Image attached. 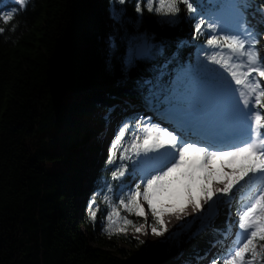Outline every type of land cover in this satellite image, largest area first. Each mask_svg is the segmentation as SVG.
Listing matches in <instances>:
<instances>
[{
  "label": "trees",
  "instance_id": "16d2710c",
  "mask_svg": "<svg viewBox=\"0 0 264 264\" xmlns=\"http://www.w3.org/2000/svg\"><path fill=\"white\" fill-rule=\"evenodd\" d=\"M137 2L31 0L10 24L0 22V264H211L210 246L219 240L223 251L229 206L240 201L239 192L199 237L191 238L194 228L181 237L180 260L173 245H152L136 256L103 233L102 197L111 183L115 202L119 182L107 163L115 137L101 139L107 117L134 127L150 101L164 105L156 96L165 100L174 86L168 75L193 68L204 43L193 39L196 21L184 5L168 24L144 2L137 13ZM0 6L18 7L12 0ZM114 8L123 10L119 23ZM145 42L151 54L131 59ZM96 193L93 222L88 208Z\"/></svg>",
  "mask_w": 264,
  "mask_h": 264
},
{
  "label": "snow or ice",
  "instance_id": "6c2138e0",
  "mask_svg": "<svg viewBox=\"0 0 264 264\" xmlns=\"http://www.w3.org/2000/svg\"><path fill=\"white\" fill-rule=\"evenodd\" d=\"M141 2L149 13L164 18L162 22L168 24L177 22L180 6L184 5L189 17L196 21L193 39L204 37V43L197 65L177 76L164 100L176 129L169 130L143 118L134 127L129 121L119 128L107 161L115 165L111 179L122 181L126 175L137 173L140 179L127 190L121 184L115 202L110 195L113 187L107 184L102 197L108 209L103 233L110 238L127 236L131 229L148 235L147 225L152 235L163 236L167 232L163 217L171 214L168 209L172 207L166 201L181 190L194 211L204 212L194 196L197 188L209 205L201 221L212 215L224 198L231 201L234 190L244 191L235 212L237 231L231 246L211 264H264V58L258 47L264 33L257 32L245 14L252 5L249 0H209L211 7L194 6L192 0H138L135 10L141 15ZM12 3L18 7L5 11L0 6V22L5 25L19 11L26 10L31 0ZM118 3L123 5L126 0ZM257 10L264 15V6ZM122 11L112 10L117 23ZM4 32L5 28L0 27V34ZM151 52V46L145 42L131 59ZM216 161L227 162L221 163V169H228L223 172V179L216 176ZM237 163L239 167H232ZM216 184L224 186L210 187ZM97 195H93L88 208L93 222L100 211ZM130 216L137 217V221ZM192 223L189 221L183 227ZM205 226L201 224L202 228Z\"/></svg>",
  "mask_w": 264,
  "mask_h": 264
},
{
  "label": "rangeland",
  "instance_id": "374dc122",
  "mask_svg": "<svg viewBox=\"0 0 264 264\" xmlns=\"http://www.w3.org/2000/svg\"><path fill=\"white\" fill-rule=\"evenodd\" d=\"M199 1L203 5H210L209 0H199ZM249 3L252 6L249 7L246 10V13L245 14H246V16L248 18V21H249L250 25L251 26H254L255 29H256V31H257L258 30V27L257 26H260V25L264 24V18L261 17V12L257 10L258 5L255 4L256 3L255 0H249ZM190 19H191V17H190ZM192 19H194V18H192ZM203 39H204V37H203ZM261 39H262V37H261ZM258 47L261 50V57L264 58V40H261L260 45ZM135 52H136V50H135ZM135 52H133V55H134ZM201 59H202V57H201ZM196 65H197V58H196V62L194 64V67ZM211 67H215V66H211ZM179 74H181V73H179V72H172V73H170L168 75V78H169L170 81L173 82L172 83L173 85L175 84L176 79H177V76ZM262 83H264V80H262ZM107 114H108V111L105 112V116L106 117L108 116ZM150 115H151V112H147V113L146 112H139V116L135 119V123L140 118H143L146 121L150 119L151 123H153V124H159V123H156L154 117L153 118L152 117H149ZM107 119H108V122H107L108 125L106 126L105 133L102 135V138H101V139H103V141H105V138H106V140H108L110 137L111 138L112 137L114 138L116 136L119 128H120V123H119L118 120H115L114 121L113 119H110V117L109 118L107 117ZM135 123H134V126H135ZM159 125L162 127L161 124H159ZM108 131H109V133L107 135H105ZM93 141L95 142V139H93ZM100 144H102V142ZM88 148H89V146H86V147H84L82 149L86 152L87 157H93L94 156L93 153H88ZM98 153L99 152H97L96 155ZM129 167L131 169V165ZM235 167H239V164L237 163L235 165ZM124 178H125V180H126V178L129 179V180H127L128 182L126 181L124 183V185L126 186V189L125 190H127V188L134 187L135 183H137L139 181L140 176L137 173V174H134V175H126ZM120 182L121 181H119L117 183L118 186H117V188L115 190V195H116L115 197H117L116 201L118 200L119 194H120V191H121L120 185L123 184V183H120ZM210 187L218 188L216 185H210ZM196 191L201 196V193L199 192L198 188L196 189ZM236 193L237 192L234 190V195ZM241 194H246V193L244 191H242ZM234 195H233V198H234ZM233 198L231 199V201H229L228 198H224V202H221L220 204H217L216 208L213 211V214L210 215L206 220L201 221V219H199V220L193 221L194 223H192L189 227H187V228H184V227L183 228H180L176 232H174V230L172 229L171 232L167 236H164L163 235V236H159V237L156 236L154 238H150L147 235L137 234V233L134 232V230H131L130 229L128 231L127 236L121 234L118 237L116 236L115 240H113V241H114V243L117 245V247L119 249H123V250H127V251H132L133 255H136V256L142 255L143 252L141 250L142 249L149 248L152 245H156V244H159V243H164V244H167V245H173L174 246V250H175V255H176L175 257L178 260H180L182 258V255L179 254V253H181L180 250H181V246H182V244H181V237L185 233H187L188 231H190L193 228H194V231H193V234L191 235L192 236L191 238L194 239V238L199 237L205 230H207V227L212 222H214L216 220V218L218 217L219 213L221 212V208L223 206H226L227 204H229V203L231 204V202H233ZM240 201H241V199H240ZM240 203L241 202H239V203H237L235 205L236 210H234V208H235L234 206H232V205L229 206V210H231L230 212L233 215L232 216L233 217V220H232L233 222L232 223L231 222H228L227 228L223 232V235H224V243H225L226 251L231 246V242H232V240L235 237V232L237 231L236 226H235V222L237 220V216L235 215V212L239 208ZM207 209L208 208H204V211L206 212ZM145 210H146V213H147L148 212V209H147V205L146 204H145ZM134 219H137V217L134 216ZM148 219H149V222L151 223L152 218H151L150 213H148ZM140 222H142V218H141ZM202 223L204 225H206L203 228L201 227V224ZM100 224L105 227L106 220L103 219ZM146 227H148V226L146 225ZM229 230H231V234H229ZM174 233H178V235H173ZM226 235H227V239H225ZM122 238L125 239V241L128 240L130 242H133L135 245H137V247H139V249H134L132 247H129L127 244L123 243L122 241H119ZM139 241H143V244H141ZM217 242H219V240H217L216 242H214L210 246L209 253L210 252H213V251L215 252V250L217 249V246H218V245L215 246V244ZM119 257L120 256H118V258ZM167 261L168 260L166 259V260L162 261L161 264H166Z\"/></svg>",
  "mask_w": 264,
  "mask_h": 264
},
{
  "label": "bare ground",
  "instance_id": "6f19581e",
  "mask_svg": "<svg viewBox=\"0 0 264 264\" xmlns=\"http://www.w3.org/2000/svg\"><path fill=\"white\" fill-rule=\"evenodd\" d=\"M162 127L168 128L169 130H175V127L173 126H167L166 124H162ZM109 132V131H108ZM221 163L227 164V162H221L216 161L213 165V168L216 172V176L218 179H223V172L228 171L227 168L221 169ZM232 167H235V165H232ZM139 175V174H138ZM218 188H222L224 185L222 184H216ZM194 196L198 199V202L202 206V208H208L209 205L205 203L204 199L201 198V196L197 193V191H194ZM166 203H171L172 207L168 209V211L171 213L169 215H165L163 217L164 220V226L167 228V232H165L164 236H167L171 230L173 229L174 232H176L178 229L183 228L184 225L188 224L189 221H196L199 220L201 216L205 215L204 212H196L193 210V207L188 204L187 196L183 193L181 190L178 192L170 201H166ZM181 209H184V211H180ZM148 231V237L154 238L156 236L151 234L150 227H146Z\"/></svg>",
  "mask_w": 264,
  "mask_h": 264
},
{
  "label": "water",
  "instance_id": "95a60500",
  "mask_svg": "<svg viewBox=\"0 0 264 264\" xmlns=\"http://www.w3.org/2000/svg\"><path fill=\"white\" fill-rule=\"evenodd\" d=\"M264 1V0H263ZM144 44H142L140 47L137 48L136 52L137 53L142 47H143ZM149 46H151V44H148ZM145 55H138L136 57V60H139L140 58H143Z\"/></svg>",
  "mask_w": 264,
  "mask_h": 264
}]
</instances>
